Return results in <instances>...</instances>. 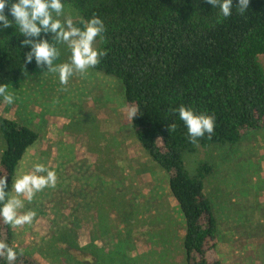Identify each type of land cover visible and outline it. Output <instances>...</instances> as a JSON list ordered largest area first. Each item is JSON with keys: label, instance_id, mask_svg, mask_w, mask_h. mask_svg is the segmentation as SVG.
Wrapping results in <instances>:
<instances>
[{"label": "rangeland", "instance_id": "374dc122", "mask_svg": "<svg viewBox=\"0 0 264 264\" xmlns=\"http://www.w3.org/2000/svg\"><path fill=\"white\" fill-rule=\"evenodd\" d=\"M66 10L80 17L70 5ZM61 53L58 62L70 55L63 47ZM256 57L264 72V53ZM46 70L23 74L10 85L18 100L0 103V115L37 133L8 190L34 163L57 174L55 188L25 201L22 211L36 217L12 227L15 248L40 264H185L184 216L167 173L135 138L121 81L92 68L63 86ZM3 148L0 130V154ZM201 160L212 166L204 191L217 220L210 258L264 264V127L184 156L190 171Z\"/></svg>", "mask_w": 264, "mask_h": 264}, {"label": "trees", "instance_id": "16d2710c", "mask_svg": "<svg viewBox=\"0 0 264 264\" xmlns=\"http://www.w3.org/2000/svg\"><path fill=\"white\" fill-rule=\"evenodd\" d=\"M65 5L84 20L99 16L106 26L104 39L98 38V49L106 55L93 69L119 79L126 107L138 108L131 119L135 138L167 173L170 193L185 219V264H222L210 258L217 220L204 181L212 166L201 160L190 171L184 156L235 144L245 132L264 127V72L256 57L264 53V0H250L243 15L233 0V14L226 19L206 0H65ZM4 12L8 14L7 7ZM42 37L51 40V34ZM24 39L33 38L21 36L15 25L0 31V83L11 85L37 68L34 57L24 62L31 47H21ZM181 105L215 116L211 138L206 134L189 142L173 111ZM0 130V175L7 176L9 185L37 133L2 115ZM0 240L15 248L12 227L2 220ZM15 264L40 263L18 250Z\"/></svg>", "mask_w": 264, "mask_h": 264}, {"label": "clouds", "instance_id": "9594fccd", "mask_svg": "<svg viewBox=\"0 0 264 264\" xmlns=\"http://www.w3.org/2000/svg\"><path fill=\"white\" fill-rule=\"evenodd\" d=\"M206 2L212 8H217L222 18H229L233 14V0ZM249 4L250 0H236L235 10L243 15L249 9ZM6 7L8 14L4 12ZM9 15L12 19H9ZM14 25L21 36L33 38L21 42V47L31 46L30 51L24 54V62L31 63L34 57L37 67L46 65L47 70L43 73L53 74L63 86H67L77 75L86 76L106 55V51L94 46L97 38L104 39L106 26L103 20L96 15L84 20L68 12L65 0H0V31ZM42 34H51V40L43 38ZM62 47L70 55L66 61L58 62ZM10 89L12 86L9 84L0 83V103L13 105L18 100ZM173 111L186 127L189 142L196 143L206 134L208 138L213 135L214 115L197 113L192 107L184 105ZM137 112L138 108L132 106L128 115L133 118ZM170 128L174 130L176 124L172 123ZM56 184V171L43 163H34L29 172L20 174L10 191L7 176L0 175V220L13 228L31 225L36 212L32 209L22 211L25 201L31 203L36 193L45 188H55ZM13 192L15 195H12ZM17 257L18 250L0 240V264H15Z\"/></svg>", "mask_w": 264, "mask_h": 264}]
</instances>
